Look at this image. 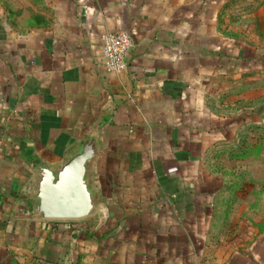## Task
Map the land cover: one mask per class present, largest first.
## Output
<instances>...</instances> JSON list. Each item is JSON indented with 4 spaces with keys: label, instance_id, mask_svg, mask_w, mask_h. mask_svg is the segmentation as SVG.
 Wrapping results in <instances>:
<instances>
[{
    "label": "crops",
    "instance_id": "obj_1",
    "mask_svg": "<svg viewBox=\"0 0 264 264\" xmlns=\"http://www.w3.org/2000/svg\"><path fill=\"white\" fill-rule=\"evenodd\" d=\"M231 5L31 0L0 10V264H264V202L236 193L217 167L238 125L231 107L246 99L225 84L263 59L246 41L259 14ZM119 30L133 46L125 69L107 71L101 36ZM99 125L96 211L35 217L32 167L56 165Z\"/></svg>",
    "mask_w": 264,
    "mask_h": 264
},
{
    "label": "rangeland",
    "instance_id": "obj_2",
    "mask_svg": "<svg viewBox=\"0 0 264 264\" xmlns=\"http://www.w3.org/2000/svg\"><path fill=\"white\" fill-rule=\"evenodd\" d=\"M0 1V10L4 12L5 9L12 15L31 5V0ZM231 6L235 13L243 10L258 13V19L263 20L260 26V20L254 21L257 16L253 19L251 15L248 16V23L257 22V28H248L246 35V41L250 44L249 53L263 59H259L257 67L247 62L245 70L236 72L232 76L234 80L225 84L226 88L236 86L239 94L245 95L246 99L231 107L238 125L233 131L223 135L222 141L226 148L218 156L221 161H218L217 167L227 176V183L237 189L236 193L240 190L246 192L249 199L264 202V0H232ZM241 84L245 86L241 87Z\"/></svg>",
    "mask_w": 264,
    "mask_h": 264
},
{
    "label": "water",
    "instance_id": "obj_3",
    "mask_svg": "<svg viewBox=\"0 0 264 264\" xmlns=\"http://www.w3.org/2000/svg\"><path fill=\"white\" fill-rule=\"evenodd\" d=\"M101 125L90 131L56 165L38 163L28 195L33 215L41 219H81L96 211L98 192L91 163L99 147Z\"/></svg>",
    "mask_w": 264,
    "mask_h": 264
},
{
    "label": "built area",
    "instance_id": "obj_4",
    "mask_svg": "<svg viewBox=\"0 0 264 264\" xmlns=\"http://www.w3.org/2000/svg\"><path fill=\"white\" fill-rule=\"evenodd\" d=\"M103 47V66L107 71L119 72L125 69V56L133 46L128 31L119 30L101 36Z\"/></svg>",
    "mask_w": 264,
    "mask_h": 264
},
{
    "label": "trees",
    "instance_id": "obj_5",
    "mask_svg": "<svg viewBox=\"0 0 264 264\" xmlns=\"http://www.w3.org/2000/svg\"><path fill=\"white\" fill-rule=\"evenodd\" d=\"M232 151V150H231Z\"/></svg>",
    "mask_w": 264,
    "mask_h": 264
}]
</instances>
